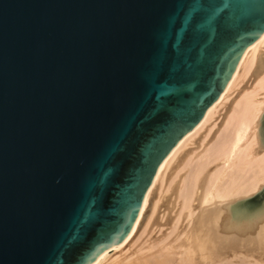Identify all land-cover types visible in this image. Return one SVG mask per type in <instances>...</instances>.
<instances>
[{"label": "water", "instance_id": "obj_1", "mask_svg": "<svg viewBox=\"0 0 264 264\" xmlns=\"http://www.w3.org/2000/svg\"><path fill=\"white\" fill-rule=\"evenodd\" d=\"M263 33L264 0H0V264H98Z\"/></svg>", "mask_w": 264, "mask_h": 264}, {"label": "bare ground", "instance_id": "obj_2", "mask_svg": "<svg viewBox=\"0 0 264 264\" xmlns=\"http://www.w3.org/2000/svg\"><path fill=\"white\" fill-rule=\"evenodd\" d=\"M263 190L264 33L161 164L130 233L98 264H264ZM164 225L162 238L127 254L149 226Z\"/></svg>", "mask_w": 264, "mask_h": 264}, {"label": "rangeland", "instance_id": "obj_3", "mask_svg": "<svg viewBox=\"0 0 264 264\" xmlns=\"http://www.w3.org/2000/svg\"><path fill=\"white\" fill-rule=\"evenodd\" d=\"M262 195L264 197V190L262 191ZM263 200H264V198H263ZM155 216H156V214H155ZM155 216L152 219V223L154 222V219L156 218ZM165 222H166V218L164 219L163 223H165ZM149 228L143 234V236L140 239H138L137 243L135 245H133L129 249L127 254H129L131 252H135L139 248H144L145 247V250H146V247L151 243V241L153 242L156 238H160L159 236H161V238H162L163 235H165V233H168V226H166V225H164L161 228L160 227H156V226H154L152 229L149 226Z\"/></svg>", "mask_w": 264, "mask_h": 264}, {"label": "snow or ice", "instance_id": "obj_4", "mask_svg": "<svg viewBox=\"0 0 264 264\" xmlns=\"http://www.w3.org/2000/svg\"><path fill=\"white\" fill-rule=\"evenodd\" d=\"M185 19L186 20H191V16H186Z\"/></svg>", "mask_w": 264, "mask_h": 264}]
</instances>
